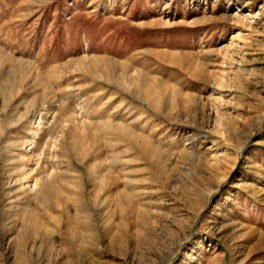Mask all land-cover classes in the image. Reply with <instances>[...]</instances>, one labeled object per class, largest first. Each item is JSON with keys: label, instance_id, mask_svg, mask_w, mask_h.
<instances>
[{"label": "rangeland", "instance_id": "rangeland-1", "mask_svg": "<svg viewBox=\"0 0 264 264\" xmlns=\"http://www.w3.org/2000/svg\"><path fill=\"white\" fill-rule=\"evenodd\" d=\"M0 264H264V0H0Z\"/></svg>", "mask_w": 264, "mask_h": 264}, {"label": "bare ground", "instance_id": "bare-ground-1", "mask_svg": "<svg viewBox=\"0 0 264 264\" xmlns=\"http://www.w3.org/2000/svg\"><path fill=\"white\" fill-rule=\"evenodd\" d=\"M140 74V73H139ZM144 76V75H142ZM145 77V76H144ZM142 80V86H140V91H141V96L142 99H144L147 103H149L151 106L156 107L158 106V100L156 99L155 95L150 96V92H151V87H148L143 81L145 79H141ZM164 85V84H163Z\"/></svg>", "mask_w": 264, "mask_h": 264}]
</instances>
